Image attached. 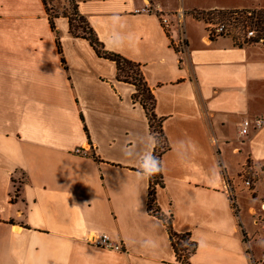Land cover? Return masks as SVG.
<instances>
[{
    "label": "crops",
    "instance_id": "obj_1",
    "mask_svg": "<svg viewBox=\"0 0 264 264\" xmlns=\"http://www.w3.org/2000/svg\"><path fill=\"white\" fill-rule=\"evenodd\" d=\"M77 2L105 49L141 66L156 99L170 147L157 205L173 216L176 233L197 243L190 264H254L261 257L252 243L264 232L252 213L264 203V174L252 190L239 184L238 216L225 174L233 179L246 164L264 163V126L241 134L244 120L264 119V47L209 42L192 14L224 19L252 7L224 0ZM147 2L189 13L183 62L158 19L136 13ZM55 25L61 53L43 0H0V264H177L164 223L148 212L150 178L136 176L152 134L133 86L70 34L67 18ZM181 140L187 143L178 155ZM91 234L110 235L123 252L90 245ZM145 239L154 246H142Z\"/></svg>",
    "mask_w": 264,
    "mask_h": 264
},
{
    "label": "built area",
    "instance_id": "obj_2",
    "mask_svg": "<svg viewBox=\"0 0 264 264\" xmlns=\"http://www.w3.org/2000/svg\"><path fill=\"white\" fill-rule=\"evenodd\" d=\"M138 14L155 16L164 33L166 34L170 47L175 52L179 62H183L189 50L188 37L185 30L186 12H167L158 4L147 2L145 6L137 10ZM200 17L205 24L206 37L209 42L221 39L232 38L237 46H262L264 47V7L252 11H234L224 19L214 17L212 12L194 13ZM178 35H174V31ZM264 126V119L244 120L242 123L241 134L247 136L252 128L260 129ZM77 153H81L77 150ZM223 174L224 169L221 167ZM261 174H264V163L260 166L256 164H246L239 171L237 176L229 179L225 174V193L231 204L235 215H239V206L237 201V189L239 184L247 190H252ZM253 221L261 231L264 232V203H261L258 211L252 213ZM87 242L97 248L121 253L123 244L112 240L108 234H91ZM254 264H264V253L261 258L254 260Z\"/></svg>",
    "mask_w": 264,
    "mask_h": 264
},
{
    "label": "trees",
    "instance_id": "obj_3",
    "mask_svg": "<svg viewBox=\"0 0 264 264\" xmlns=\"http://www.w3.org/2000/svg\"><path fill=\"white\" fill-rule=\"evenodd\" d=\"M43 3L49 16L50 26L56 34L57 46L60 53L62 52V48L55 21L63 16L68 19L70 34L74 38L87 41L99 58L113 62L117 69V80L119 82L133 86L134 93L132 95V100L135 104L138 103L142 106L149 121L151 134L158 136L160 140L159 146L155 148V155L162 161V157L170 149L163 130L164 119L157 117L156 99L146 83L141 66L120 54L105 49L104 44L99 40L88 20L79 12L77 0H67V7L70 12L62 15L58 13L51 15V10L49 11L48 9L47 1L43 0ZM163 187L164 177L161 171L150 178L147 203L148 212L151 216L156 217L164 223L175 253L176 263L190 264V259L196 254L198 245L191 240L189 234H178L174 231L172 215L168 216L161 213L157 205L156 193L158 188Z\"/></svg>",
    "mask_w": 264,
    "mask_h": 264
},
{
    "label": "clouds",
    "instance_id": "obj_4",
    "mask_svg": "<svg viewBox=\"0 0 264 264\" xmlns=\"http://www.w3.org/2000/svg\"><path fill=\"white\" fill-rule=\"evenodd\" d=\"M146 143L148 148L143 154L140 155L139 165L136 172V176L140 180L149 179L163 170V162L155 155V148L160 144L158 136L149 135L147 137ZM186 143L187 142L183 140L177 142L176 151L178 155L182 154V146L186 145ZM123 154L127 158H134L136 156V153L131 150H125ZM142 246L152 247L154 246V241L145 239L142 242Z\"/></svg>",
    "mask_w": 264,
    "mask_h": 264
},
{
    "label": "rangeland",
    "instance_id": "obj_5",
    "mask_svg": "<svg viewBox=\"0 0 264 264\" xmlns=\"http://www.w3.org/2000/svg\"><path fill=\"white\" fill-rule=\"evenodd\" d=\"M47 1V4H48V9L49 11L51 10V15H55V14H66L69 11V8L67 7V0H46ZM224 2H228V3H239V4H242V3H246L248 6H251L252 8H246V9H242V11H252L254 9H257V8H261V7H264V0H224ZM258 5H262V6H259ZM255 6H257L256 8H254ZM196 12V11H195ZM195 12H193L192 14H194ZM201 11L199 12H196V13H200ZM202 13V12H201ZM205 13V11H204ZM186 14L188 15L189 13L186 12ZM59 40H60V37H59ZM61 43V41H60ZM77 44H81V43H77ZM62 46V44H61ZM253 213H256V212H253ZM264 238V237H262ZM252 248L256 254V257L259 258L262 256V254L264 253V239H259L255 242L252 243Z\"/></svg>",
    "mask_w": 264,
    "mask_h": 264
}]
</instances>
